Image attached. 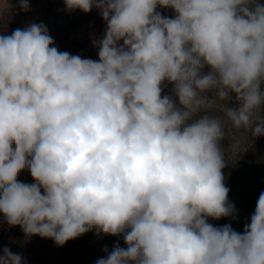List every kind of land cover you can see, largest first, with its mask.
<instances>
[{
    "label": "clouds",
    "instance_id": "clouds-1",
    "mask_svg": "<svg viewBox=\"0 0 264 264\" xmlns=\"http://www.w3.org/2000/svg\"><path fill=\"white\" fill-rule=\"evenodd\" d=\"M63 2L69 12L99 10L98 60L59 51L43 24L0 35L7 224L57 246L94 228L123 234L127 247L96 264H264V192L242 234L208 223L235 211L222 171L224 122L264 135V5ZM19 6L30 9L28 0ZM165 81L178 105L162 96ZM217 100L232 102L223 117L207 114ZM25 169L34 183L18 180ZM0 264L23 258L5 247Z\"/></svg>",
    "mask_w": 264,
    "mask_h": 264
},
{
    "label": "rangeland",
    "instance_id": "rangeland-1",
    "mask_svg": "<svg viewBox=\"0 0 264 264\" xmlns=\"http://www.w3.org/2000/svg\"><path fill=\"white\" fill-rule=\"evenodd\" d=\"M15 1L20 0H0V19ZM52 1L51 9L42 18V24L47 27L48 34L54 40V46L61 52L67 51L82 58L98 60L99 49L95 42L102 39L106 29V22L99 10L93 8L88 13L79 9L66 11L67 21L59 27L56 26L55 20L61 16L59 8L64 2ZM256 4L264 5V0H251L249 7H255ZM19 5L16 8L22 19L27 13V22H23V26L16 29H24L33 23L30 13L33 9L30 7L28 11H23ZM156 11L166 17L175 16L174 10L170 7L157 5ZM208 70L206 67L203 71L206 74ZM162 87V96H173L172 84L165 81ZM173 99L178 105V98L173 96ZM231 103L217 100L216 105L207 110V114L223 117V108L230 106ZM204 114V112L196 114L189 122L199 119ZM261 114L264 115V109ZM220 145L227 162L222 171L225 184L230 189L228 201L235 206V211L231 216L218 220L209 218L208 223L216 227L231 225L233 230L242 234L244 225L250 223L259 195L264 192V135L254 137L251 130L235 129L230 122L225 121L224 137ZM18 180L27 184L34 183L27 169L19 174ZM117 245L127 247L123 234L115 236L102 232L98 234L94 228L76 239L69 240L63 246H57L52 239L26 236L19 225L9 226L0 213V255H3V249L7 247L14 254L22 256L23 264H96L98 259L106 257Z\"/></svg>",
    "mask_w": 264,
    "mask_h": 264
},
{
    "label": "trees",
    "instance_id": "trees-1",
    "mask_svg": "<svg viewBox=\"0 0 264 264\" xmlns=\"http://www.w3.org/2000/svg\"><path fill=\"white\" fill-rule=\"evenodd\" d=\"M30 7H32L33 11H31V15L33 18V23L42 24V18L45 13H47L51 9V5L53 3L52 0H28ZM20 4V1H15L8 9L3 13L2 18L0 19V35H11L14 29L23 26V22H27V13H25V18H21V14H19L16 6ZM56 10V9H55ZM61 16L57 18L55 21L57 23L56 26H62L67 21V10L65 9V4H62L61 8H59ZM26 21V22H25Z\"/></svg>",
    "mask_w": 264,
    "mask_h": 264
}]
</instances>
